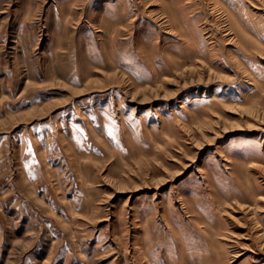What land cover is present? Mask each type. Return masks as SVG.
I'll return each instance as SVG.
<instances>
[{
    "label": "rangeland",
    "instance_id": "obj_1",
    "mask_svg": "<svg viewBox=\"0 0 264 264\" xmlns=\"http://www.w3.org/2000/svg\"><path fill=\"white\" fill-rule=\"evenodd\" d=\"M0 264H264V0H0Z\"/></svg>",
    "mask_w": 264,
    "mask_h": 264
}]
</instances>
